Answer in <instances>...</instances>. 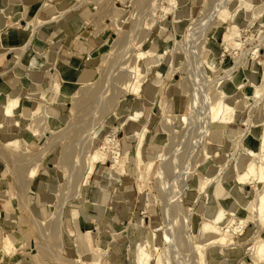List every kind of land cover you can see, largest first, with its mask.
<instances>
[{
	"label": "rangeland",
	"instance_id": "rangeland-1",
	"mask_svg": "<svg viewBox=\"0 0 264 264\" xmlns=\"http://www.w3.org/2000/svg\"><path fill=\"white\" fill-rule=\"evenodd\" d=\"M142 1L144 2L139 3L135 0H51V3L55 5L62 3L65 6L63 9V15L59 19L63 21L65 16H68L66 20L71 22L73 29L78 30V32H72L68 30V28L63 27L66 36L62 37L55 35L53 36L52 42L51 37L46 36L45 30L54 22L59 21V19L44 23L43 26L38 28L45 33V39L38 43V45L42 47L43 53L37 57L34 46L30 45L21 55L15 68H13L15 65L13 56L18 57L21 50H11L7 54L6 52L8 51L0 46V52L4 53V57L0 60V82L4 80L5 83L6 80H10L3 84V86H8L10 90L19 91V94L22 96L20 103L21 111L23 108L31 107L32 98L24 95V91L19 82H25V80L22 77L19 78L15 73L20 74L25 70L27 64L32 60L34 61L36 57L38 58L36 61L41 63L39 68L36 69V73H38L39 77L44 72L49 71L52 74L51 76L53 79L59 80L60 86L67 88L66 90L68 93L70 89L71 94L76 92L80 94L79 91L81 85L94 80L92 83L93 85L91 86L94 87V89H96L95 86L98 89L100 88V93H97V95L99 96L101 94L100 98H103L98 102L99 105L95 103V101L100 100L98 98L93 100L94 102L92 100L88 101V104L85 105H78V102L74 105V98L72 99L70 94V96L67 95L68 97H65V104L62 106L60 102H53L52 99L54 93L50 88V81L48 78L44 77L42 83L38 82L34 85L37 89V93L44 90L45 99L42 100L43 110L48 112L52 119H48V123H46L47 126L43 124L44 121L41 120L39 122L40 132L36 135H32L28 138L23 134V139L26 143H21L18 148L23 147L24 154L20 151L9 150L10 148H6L10 151L11 156H18V160L19 158L21 160L23 157L27 159L28 161L26 162L25 159L21 160L22 162L24 161L25 164L22 162L20 163V160L15 163L12 158H7L6 160L8 162L6 161V163L3 162V159L0 160V178L4 177L6 182V184L1 186L4 190L2 192L3 194L9 192L12 196L8 211L5 210L7 208L5 198L0 197L1 216L5 218L4 226L0 225V228L3 233L8 232L17 239V245H19L20 250L22 251V253L19 250L20 252L18 251L12 256H6V259H4L6 262L1 261L0 264H19L20 262V264H67L71 260L74 261L77 258V254H81L82 257L87 259H91V253L86 250V242L88 239L92 240L94 238L100 245L108 243L111 248V256H104L101 260V264H117L119 262V264H136L137 262L133 254L136 252V249L140 244L146 245V248L149 250L151 257L149 261L151 264H197L194 261L195 258H193V253L188 249L189 245L187 244L191 241L189 239L196 238V240L199 241L203 238L202 235L201 237L199 235L202 234L199 229L202 221L205 219L204 212L206 209H211L212 211L216 210L217 218H220V222L222 223L226 221L227 217L223 213L222 208L220 206L218 207L216 199L211 195L214 183L209 185L207 193H199L196 186L199 174L205 173L203 170L205 161H207L211 167L216 166V156L206 158L204 152L199 147L195 146L194 140H192L197 138L198 133H200L203 129L202 127L205 126V118H203V115L200 114L199 110L201 109L200 103L203 102V96L200 97V95H202L200 90H204L207 86L212 92L217 85L215 79L222 76L225 70L231 67L234 68L232 73L236 74L237 78L243 79L253 62L264 60V1L251 0V2H253L249 7L256 5L261 6L260 14L255 21H252L249 16L246 17L245 12L243 11H240L241 13L239 12L237 14L236 22L241 28V33L243 34L242 39H246V41L241 47L229 49L225 48L223 42L225 38L224 34L229 33V31L233 29L232 27H229L230 24H233L230 18H227L224 22L215 19L212 21L214 23L212 26L210 21H208L210 26L209 24L202 26L201 23L202 21L206 23V18L207 20H212L213 15L209 16V14L213 12L212 10H214L213 8L216 5L215 2H217V0H211V2L213 1L212 4L214 3L213 5L209 2L210 0L206 2V4L204 2L205 0H188L185 6L190 9V17L186 18L184 22L176 24V29L174 28V23L172 21V14H166L163 19L158 18L157 21L152 23V19L150 20L151 16L148 12V0ZM41 4L42 3H39L37 8ZM142 4L144 6H142ZM153 12V17L157 16L158 12ZM250 13L251 9L248 10L247 15H250ZM115 17L118 21L123 20L117 30L115 24L112 22ZM149 21L153 26L152 24H147ZM25 23L26 22L24 21L18 30L20 32L18 38L20 39L21 44L26 42L30 33V28H27L26 30L23 29ZM133 23L138 27L140 26L139 28L137 27L138 31L135 30L136 26L134 27L135 29L133 32L130 31ZM196 26H199V28ZM215 26H217V28ZM188 29H190L189 32H192L194 29L196 32L193 33L195 35H193V33L189 34ZM128 30L131 32L130 34ZM126 32H128L131 43L130 45H132V47H136L137 49L147 48L150 51V54L145 60L154 59L156 57L155 54L158 52L165 50L166 53L164 59L147 70V73L142 76L141 89L137 93L126 94L124 96V98L128 99L131 104L136 102L143 103V114L139 120L136 122L129 121L128 123L123 124V126H120V122L126 116L124 108L127 102V100H123L122 97L118 103L119 107L117 113L112 115L110 120L108 119L109 123L108 126H106L102 123V119H104L105 116H109V113L112 112L114 107V99L110 101L109 98L112 96L117 98L119 96L118 90L116 91L114 89V93L116 92V94L111 93L113 91H111V88L108 86L109 84L106 82V78H110V76L112 77L117 70L118 72L116 74L118 75L120 71V69H116L115 66H122L123 59L119 64H116V60L119 59H114L117 47L116 38ZM141 35L145 36V41L143 38V42L141 41L138 43L137 41L141 38ZM62 38L64 39L62 40ZM260 40L263 42L258 55L253 59H250L248 56L249 49L255 44H258ZM133 42L137 46H135ZM48 43L49 45H47ZM202 45L204 46L203 50L199 53L197 50ZM188 47L192 49V52ZM240 48L242 50H240ZM128 51L126 53L129 55L127 56V54H124V59H126V57L129 58L131 55L132 51ZM172 51V61L176 66V69L174 73L171 74L169 71V62L171 60ZM193 52L194 56L192 55ZM32 53H34L33 56ZM103 55H107L106 60L102 62V68H104L105 71L99 75L98 69ZM63 56L65 59H69L70 63H72V60L75 64L79 61L78 69L67 68L64 70L68 65L60 60ZM204 58H206L208 62H217L216 70L211 74V77L213 78L212 81L208 80L206 77V79H202L203 76L199 73H197V76L195 74L197 72L196 68L201 64V59L203 60ZM129 60L131 59L129 58L126 63L124 60L123 64L126 68L123 67L125 69H127V66L130 64ZM110 64L116 65H113L112 67ZM224 66H226V68H223ZM262 68L263 66L261 64L258 65V70L256 72L258 76L261 74ZM108 69H110L111 73ZM87 70L90 71L91 75H83ZM78 72L81 73L80 78H77ZM65 74H69L67 79L64 77ZM195 76L197 79L194 78ZM258 76L256 78H259ZM95 79H97L98 83H94ZM157 80L158 83L156 82ZM68 81H71L70 86ZM110 85L113 88L115 81L111 80ZM153 85H156L157 87H154ZM192 87L195 89L199 88L200 93L198 89L195 90ZM192 90L197 91L196 93L198 95L200 94L199 98L202 102H197L199 100V98H197L198 95L193 93L194 91L192 92ZM248 92L250 93L251 89H249ZM193 96L198 100H195ZM1 98L5 100L3 90H0V99ZM103 100H106V104ZM189 100H192V104L195 103V106L191 104L192 107H194V110L192 107L191 110L189 109ZM100 102L104 103L105 106H101ZM95 106L99 109L95 110ZM83 107L85 109H83ZM90 110L93 111L89 112ZM243 111L246 113L242 112L240 119L232 124L234 126V131L232 133L235 135L238 130H242V133L246 132L248 126L245 124V120L248 119L249 113L251 114L252 119L256 121V133H262L264 127V98L263 100L261 99V101H258L255 105H252V107L243 109ZM26 112L27 111H25V114ZM164 113L176 116V119H179V116L184 114L190 118L187 123H177V126L175 124L170 126L168 123L167 129L168 127L174 128L173 132L168 133L169 131H166L165 129ZM23 120L24 119L21 121L23 122ZM27 123H29V120L25 121L23 124L27 125ZM129 123H133L132 125L134 128H137L138 125L142 124L147 125L145 140L141 147V156L145 163H147L146 161H148L149 157L154 155L155 152H165L166 160L161 161V163L170 161L171 166L169 167H171V169H168L170 172L168 176H171V179H165L163 188L158 186L157 179L154 178V176H149L150 178H146L145 180L142 179L144 174L141 172L144 170L145 165H140V174L136 172L139 169H136L135 162L133 161L136 137L132 131L126 132L125 128ZM112 125L118 127L116 137L119 141L120 159L116 164V170L118 171L119 181L114 188L110 190L106 189V191L108 190L107 193L105 191V185L107 182L106 179L108 178L105 174L107 168L111 167L113 162L112 160H107L105 164L97 163L93 174L89 178L87 186L81 188V192L85 199L83 201H79L78 198L70 199L71 196L74 195V185L76 180L74 181L73 179L71 181L72 186L68 181L67 173L64 174L62 168H60L59 161L62 154L70 152V156H74L72 157L74 158V161L79 160L78 153L83 154L90 142L88 136H86L87 132L89 134V132L92 131H90V129L94 126L96 127L92 134L94 136L92 143L93 146H97L102 142L103 136L109 133ZM199 125L201 127H199ZM82 134L83 137L81 138ZM168 134L173 135L170 136ZM78 136L80 138H77ZM245 136L246 135H244V137ZM3 140L4 139H1V141ZM250 140L252 141L253 146L257 147V138H251ZM230 144H235V140L231 141ZM167 147H169L168 149L169 152L171 151L170 153L166 152V150H168L166 149ZM192 147H194V150ZM224 151L225 146L220 148V155L224 153ZM185 152H187V154ZM171 153L173 155L175 154L174 159L176 160L173 159ZM38 155H40V157ZM75 155L78 156V158ZM35 156H37V158ZM237 156H240V151H236L230 159L229 165H231V167L234 163L233 161L238 158ZM171 157L172 159H169ZM8 159H10V161ZM159 161L160 160L156 161L154 168L162 165ZM34 162L36 165L35 169H32V171H34L31 174L30 166L34 165ZM173 162H176V165H173ZM180 162H182L185 167L182 163L181 166ZM18 163L23 164V166L26 165L24 167L25 169H20V164L17 167L16 164ZM9 165L10 168H8ZM219 166L221 167V165ZM185 169L186 171H189L186 172ZM168 170L164 172L166 175ZM171 170L175 173L173 174ZM23 172L27 174L26 180L29 179V182L26 187L22 186L23 188L19 189L21 186H16L18 184L14 179V174H21ZM101 172L105 174L103 175ZM233 173L234 172L231 169L227 178L231 177ZM174 175L175 177H173ZM64 184L65 186H62ZM217 185L218 184H216V186ZM250 186L251 185H245V190L251 191ZM229 188L230 185H227L226 190H228V192ZM21 191L24 192L27 206L22 205L19 200H17L18 193ZM56 193L58 194L56 197L51 196ZM48 196L51 197V202L47 201L48 199H45V197ZM103 196H107V201L105 203L102 202ZM232 197L227 193L223 195L224 202L226 201V208L231 205L233 201ZM250 198H252V192L249 195H244L241 198V202L243 203L248 199L250 202ZM62 200L65 202L62 207H60L61 219H63L61 220L62 225L60 228L62 232L60 231V236H57L58 234L55 233V228L53 229L50 223H52L51 216L56 205H60ZM48 202H50V205ZM81 204H86L88 206L86 212L92 216L93 221L82 217ZM33 207L38 209L39 214L32 210ZM235 207H237V205H235ZM240 212L242 216L249 219V222L241 232L233 234L235 236L236 244L238 245L230 244L229 255H227L228 259L225 264H237L239 261H246V264H249L250 259L243 249L249 246L251 242L250 237H252L256 231L264 236V227L259 228L258 225L256 226V224L253 223V220L251 219L253 215L250 213V209H240ZM32 220L38 221L37 224L35 225ZM41 221H45V224H42ZM178 224H180V226ZM46 228H52L50 229L52 233ZM176 228L182 232V237L184 234L183 240L182 242H178L177 239H175L174 243H169L172 232H177ZM37 229L40 230V233ZM78 235L81 238H79ZM155 246H157L156 249L154 248ZM24 250L29 252L28 258H24ZM57 250H62L61 253H59L60 256L55 255ZM218 251V247H215L214 245L207 250V256L212 258L215 256L216 258H219ZM1 254L2 252L0 250V255ZM218 258L217 262L214 261V264L220 263L218 262Z\"/></svg>",
	"mask_w": 264,
	"mask_h": 264
},
{
	"label": "bare ground",
	"instance_id": "bare-ground-1",
	"mask_svg": "<svg viewBox=\"0 0 264 264\" xmlns=\"http://www.w3.org/2000/svg\"><path fill=\"white\" fill-rule=\"evenodd\" d=\"M81 1H84V0H81ZM135 1L139 2V3L144 2L142 0H138V1L135 0ZM187 1L188 0H148V2H147L148 3V12H149V15L151 16L150 20L152 19L151 22L154 23L155 21L158 20V18L163 19L166 14H172V21L174 23V28L176 29V24L184 22L186 20V18L190 17V11H189L190 9L186 8V6H185ZM208 1L209 0H205L204 1L205 4ZM214 1H216V0H214ZM209 2H211V0ZM212 2H211V4H212ZM252 2H251V0H217V2H215L216 5L213 8L214 10H212L213 12H211V14H209V16L213 15L212 20H210V19L207 20V18H206L205 19L206 23H204L203 21L202 22L200 21V22L202 23V26H205V25L209 24L208 21H210V24L212 26V25H214V23L212 21L215 19L224 22L227 18H230V20L233 24H230L229 27H232L233 29L231 31H229V33L224 34L225 38H224L223 43H224L226 49L241 47L244 44V42L246 41V39H242L243 34L241 33L242 32L241 28L238 26V23L236 22V16L240 11H243V12H245L246 17L249 16L252 21H255V19L260 14L261 6L256 5L253 7H249V5H252ZM202 3H203V1H202ZM18 4H20V3H18ZM145 4H146V2H145ZM142 6H144V5L142 4ZM146 6H147V4H146ZM15 7H16V5H14V4L12 7H4V6L0 7L1 13H3V17H2V20L0 22L1 23L0 26L5 24L4 19H6L9 15H12L13 11L15 10ZM64 8H65V6L62 3H58L55 5V4L51 3V0H43L42 4L37 8V12H35L34 14H31V17L27 18L25 27L23 26L24 30H26L27 28H30V33L28 35L26 42L22 46H20L19 48L9 47L10 50H15V49L21 50V52L19 53L20 55L18 57L14 58L15 65L13 68H15L17 66L18 61L21 58V55L25 52V50H27V48L30 45L34 46V50L37 53V57L43 53V49L40 45H38V43H40L41 41H43L45 39V35H44L45 33L43 30L41 31L38 28L40 26H43L44 23L56 21L59 18H61L63 15V9ZM141 8H143V7H141ZM249 9H251V13H250V15H247V12ZM141 11H142V9H141ZM153 11L158 12V14L156 13L157 16L153 17L154 16ZM197 17H198V15H197ZM205 17H207V16H205ZM67 18H68V16H65L64 19H67ZM20 21H21V19H20ZM192 21H193V19H192ZM112 22H113V24H115V26H116L115 28L117 30V29H119L118 27H120L121 22H123V20L118 21L117 18L115 17V18H113ZM151 22L149 21L147 24L150 25V24H152ZM147 24H145V25H147ZM196 24H193V25H196ZM210 24H209V26H210ZM135 26H136V29L134 28ZM152 26H153V24H152ZM137 27L138 26L135 23H133L132 29L130 31L133 32L134 29L137 30ZM196 27L199 28V26H196ZM215 27L217 28V26H215ZM142 29H141V31H142ZM189 31H190V29H188V32ZM5 32H7V31H5ZM128 32H129V30H128ZM128 32H126V33L122 34L121 36H118V38H116L117 47H116L114 59L115 60L119 59V60H116V64L121 63L120 61L123 59L122 66L121 65L120 66L117 65L118 67L115 66L116 69H120V71H119L118 75L116 74L118 72V70H117V72H115L114 75L116 77L114 75H112V77H111L110 76L111 74H110L109 75L110 78L109 77H107L108 79L106 78V82H108V84H109L108 86L111 88V91H113L111 93L116 94V92L114 93V89L116 91L118 90V93H119L118 97L115 96L117 98H114L113 96L109 98L110 101L112 99H114V107H113L112 112L109 113L110 117L105 116V118L103 117L104 119H102V123H104L106 126H108L109 120H110V118H112V115H115L117 113V110L119 107L118 103L120 102V99L122 97H123V100L125 99V100H127V102H126L125 108H124V112H126V116L120 122V124H121L120 126H123V124H126L129 121H132V122L135 121L136 122L139 120V118L143 114V109H144L143 103L136 102V103L131 104L128 99L124 98V96L126 94L137 93L141 89V78H142V76L147 73V70L154 67L155 65H157V63H159V61L164 59V56L166 53L164 50V51L156 53L155 54L156 57L154 59L145 60V58L150 54V51L147 48L146 49H140V48L137 49L136 47L135 48L132 47V45H130L131 43L129 40L130 37L128 35ZM193 32L195 33L196 31L193 29L192 32H189V34L193 33ZM130 33L131 32H129V34ZM194 33H193V35H195ZM203 37H205V36H203ZM143 38L145 41V36L141 35V38L138 39L137 42L138 43L141 42L143 40ZM197 39H198V37H197ZM2 41H3V38L1 37V34H0V46H3ZM262 42L263 41L260 40V42L258 44H255V45L253 44L254 46L251 49H249L250 51H249L248 56L250 59H253L254 57H256V55H258L259 50L262 47ZM134 44H133V46H134ZM189 45H190V43H189ZM135 46H137V45L135 44ZM203 47H204L203 45L200 46L197 51L200 53L203 50ZM130 50L132 52H131V55L129 56V58L131 59V60H129L130 64L128 63L129 68L127 66V69H125L126 67L123 64L124 60L126 63V62H128L127 60L129 58L126 57L127 60L124 58H125L126 54H127V56L129 55L126 52L127 51L130 52ZM189 50H191V52H192L191 48H189ZM240 50H242V49L240 48ZM197 51H196V53H197ZM206 54H207V52H206ZM172 55H173V51L171 52V60L169 62V71L171 72V74L174 73V71L176 69V66L173 64V61H172ZM192 55L194 56V52L192 53ZM244 55H245V53H244ZM263 55H264V53H263ZM106 56L107 55L102 56L101 63L99 64V69L96 66V68L99 70V73H98L99 75H101L103 73V71H105L104 68H102V62H104L106 60ZM37 57L34 60L35 62L33 60L30 61L27 64L25 70H23L20 74L15 73L19 78L22 77L25 80V82L21 81V82H19V84L21 85V87L24 91V95L30 96L32 98L31 107L30 108H23L21 111V104L20 103H21V97L22 96L19 94V91L8 90V89L6 90L5 89V91L3 90L4 95H5V100L2 98L0 99V160L3 159V162H5V163L7 161L6 160L7 158H12V160L15 161V163L20 160V158L18 160V156H16V155L11 156L9 150L20 151L22 154H24V152H23L24 148L23 147L18 148V147H20L21 143H26V141L23 139V134H25L28 138H30L32 135H36L37 133L40 132L39 122L42 120V121H44L43 124H45L47 126L46 123H48V119L49 120L52 119L50 114L43 110L42 100L45 99L44 90L40 93H37V89L35 88L34 85H36L38 82L42 83L44 77L48 78V80L50 81V88L52 89V91L54 93V97L52 100L54 103L60 102L62 106H64V104H65V97H68L67 95L70 96V94H71L70 89H69V93H68L66 90L67 88L64 86H60L59 80L53 79V77L51 76L52 74L49 71L44 72L39 77L38 73H36V69L39 68L41 63L36 61V60H38ZM256 59H254V60H256ZM200 62H201V64L199 65L200 67L198 66L196 68V71H197L195 73L196 76H197V73H199L203 76L202 79L208 78V80L212 81L213 78L211 77V74L213 72H215L216 67H217V62H208L206 58H204L203 60L201 59ZM116 64H113V65H116ZM260 64L263 66V68H262L261 74L258 76L256 74V72L258 70V65H260ZM113 65L110 64V66H112V67H113ZM119 67H121V68H119ZM223 68H226V66H224ZM110 69H108V71H110ZM233 69H234L233 67L226 69L222 76L217 77L215 79L217 85L212 92L209 90V88H207V86L204 88V90H200L199 88H197L198 91L199 90L201 91L202 95H200V94L199 95H200V97L203 96V98H202L203 102H202V100H200L199 95L196 93L197 91H195L197 89L192 87L195 89V90H192V92L194 91L193 93H196L198 95L197 98H199V100L196 98L198 100L197 102H202V103H200L201 109H199V110H200V114H202L203 118H205V126L203 123V126H204V127H202L203 129L202 130L200 129L201 131H200V133H198L197 138L196 139L194 138L192 140H194L195 146L199 147L204 152V155L206 158H209L211 156H216V160H215L216 166H214L215 168L211 167L208 164V162L205 161L204 166H203V170L205 171V173L199 174V177L197 179V184H196L197 190L199 193H201V192L207 193V189H208L209 185L214 183V188L211 191V195L214 197V199H216V201L218 203V207L220 206L222 208L223 213L227 217L226 221L221 223L220 218L219 217L217 218L216 210L212 211L211 209H206V211L204 212V218L205 219L202 221L200 229H199V231L202 232V234H199V235H200V237L202 235L203 238H201V240H199V241L196 240V238L189 239L191 241H189V244H187V245H189L188 249H190L191 252L193 253V258H195L194 261L197 264H214V261L217 262L218 257L216 258L215 256H213V258H212V257L207 256V250L214 245H215V247L217 246L219 249V251H218V255H219L218 262H220L219 264H225L226 260L228 259L227 255H229L228 253H229V249H230V247H229L230 244H236L235 236L233 234L237 233V232H241L243 230V228L246 226V224L249 222L248 218H245L244 216L241 215L240 209L241 210H246L247 208L250 209V213L253 215L251 217V219L253 220V223H255L256 226L258 225L259 228L264 227V127H263V132L262 133L260 132L261 134L256 133V129H255L257 126L256 121L252 119L251 114L248 111V113H249V114L247 113L248 119L245 120V124L248 126L246 129V132L242 133V130H238V131H236L235 135L232 133L234 131L233 130L234 126L232 124L240 119L241 113L245 112V111H243V109H246L247 107L248 108L252 107V105H255L258 101H261V99L263 100V98H264V60H259L257 62H253L251 64L250 68L247 70L246 76L243 79L237 78L236 74L232 73ZM13 71H14V69H13ZM110 73H111V71H110ZM112 73H113V71H112ZM89 74L91 75L90 71L87 70L85 72V74H83V75H89ZM80 76L77 78H80ZM196 76L194 77L195 79H197ZM257 76L259 78H256ZM97 78H98V76H97ZM101 80H100V82H101ZM111 80L115 81V85L113 86V88L110 85ZM93 81H91V82L88 81V82L82 84L83 86L81 85V89L79 91L80 94L78 92L71 94L70 97L72 99L74 98L73 99L74 105H75V103L77 104V102H78V105H85V104H88L87 103L88 101L96 100V98L100 99L98 101H95V103L98 104V102L103 99V98H100L101 94L99 96L97 95V93H100L99 92L100 88L98 89L95 86L96 89H94V87L91 86V85H93L92 84ZM156 82L158 83V80ZM24 83H26V84H24ZM68 83L70 86L71 81H68ZM94 83H98L97 79H95ZM206 85H208V84H206ZM246 85H248V86H246ZM153 86L155 87L156 85H153ZM21 87H20V89H21ZM247 87H249V88H247ZM249 89H251V92H250L251 95L248 92ZM200 91H199V93H200ZM194 96H193V98H194ZM193 98H190V99H193ZM191 101L192 100H189L190 105L188 104L190 110H191L192 105L195 106V103L192 104ZM102 102H100L101 106H105L104 103L106 104V100L104 101V103H102ZM107 105H108V103H107ZM112 105H113V103H112ZM83 109H85V108L83 107ZM91 109H93V108H91ZM96 109H99V108L96 107L95 110ZM192 109L194 110V107H192ZM195 109H197V108H195ZM25 111H27L26 114H25ZM92 111L90 110L89 112H92ZM194 116H192V117H194ZM189 118L190 117H187L186 114H184V115L179 116V119L178 118L176 119V116H171V115L164 113V124L166 125V128H165L166 131H169L168 133H171L174 130L173 127H170V128L168 127V129H167L168 123L170 124V126L172 124L176 125L177 123H180V124L187 123ZM22 119H24L23 122L21 121ZM28 120H29V123H27V125L23 124L25 121H28ZM21 122H22V124H21ZM82 123H84V122H82ZM132 124L133 123H129L127 125V127L125 128V130H126V132L132 131L136 137V145H135V151H134V157H133V161L135 162L136 169L139 168L136 172L138 174H140V171H141L140 165L141 164L145 165L144 170H142V172H141L144 174L142 179L145 180L146 178L148 179L151 176H154V178L157 179L158 186L163 188L165 179L167 180L171 177V176L170 177L168 176L170 173L169 170L171 169V167H169V166H171L170 161L161 163V161L166 160L165 152H163V153L162 152H155L154 155H151L149 157V160L146 161L147 163H145V161H143L142 156H141V147L143 145V141L145 140V135L147 132V125L142 124V125H138L137 128H134ZM184 126H185V124H184ZM199 127H201V126L199 125ZM117 128L118 127H115L112 125L111 129L109 130V133H107L103 136L102 142L97 146H93V143H92V139L94 138V136L92 134L94 133L96 127L94 126L93 128H91L90 131L91 130L92 131L89 132V134L87 132V135H86V136H88V138L90 140L87 149L84 150L83 154L78 153L79 158H78V156L75 155L79 160L74 161V158H72L74 156L73 155L70 156V152H68L67 149H66V151L68 153L62 152L63 154H62L60 161H59L60 168H62V171L64 174L67 173L68 181L70 183L73 179H74V181L76 180L75 185H74V187H75L74 195L71 196L70 199L78 198L79 201L80 200L83 201L85 199V197L83 196V194L81 192V188L83 186H87L89 178L93 174L97 163L98 164L99 163L105 164L107 160H110V161L112 160V162H113L111 167L107 168L106 174L101 172V173H103V175L105 174V176L108 178V179H106L107 182L105 185V191H106V189L110 190V189L114 188L116 183L119 181L118 171L116 170V164L120 159L119 158V155H120L119 141L116 137ZM190 133H192V132H190ZM168 135H170V134H168ZM172 135H170V136H172ZM244 135H246V136L244 137ZM82 137H83V134L81 135V138ZM232 137H233V139H232ZM77 138H80V137L78 136ZM251 138H253V139L257 138V140H258L257 147L253 146L252 141L250 140ZM1 139H4V140L1 141ZM230 139H231V141L235 140V144H230V142H231ZM189 140H190V138H189ZM76 141H78V140H76ZM78 142H80V141H78ZM91 144H92V146H91ZM223 146H225V151H224V153H222L220 155L219 150ZM6 148H8V149L10 148V149L8 150ZM168 148L169 147H167L166 149H168ZM192 148L194 150V147H192ZM164 150H165V148H164ZM236 151H240V156L239 157L237 156L238 158L235 161H233L234 163L232 164V167H231V165H229V162H230V159L233 157V155ZM166 152L170 153L171 151L169 152V149H168V150H166ZM187 152H185V153L187 154ZM174 155H173V159H174ZM38 156L40 157V155H38ZM35 157L37 158V156H35ZM194 157H195V155H194ZM175 158H176V156H175ZM4 159H5V161H4ZM22 159H25V158L23 157V158H21V160ZM169 159H172V157ZM178 159H179V157H178ZM8 160L10 161V159H8ZM21 160H20V163L22 162ZM157 160H160L159 162L162 165L157 167V168H154ZM174 160H176V159H174ZM26 161H28V160L25 159V162ZM20 163L16 164L17 167ZM22 163H24V161ZM175 163L176 162H173V165ZM181 163L182 162H180V165L182 166L183 163L182 164ZM33 164L34 165L30 166V168H31L30 173L31 174L34 171V170L32 171V169H35L36 163L34 162ZM177 164H178V162H177ZM191 164H192V162H191ZM21 165L23 166V164H20V166ZM200 165H201V163H200ZM219 165H221V167ZM20 166H19L20 169H25L24 167L26 165L23 167L22 166L20 167ZM183 166H184V164H183ZM8 168H10V165ZM231 169L233 170L234 173L231 177L227 178ZM167 170H168V172L166 175L164 172H166ZM22 171H24V170H22ZM172 171L173 170H171V172ZM185 171H186V169H185ZM188 171H186V172H188ZM215 171H217V172H215ZM14 175H15L14 179H15L16 183L18 184L16 186H19V185L21 186V188L19 187V189H22L24 186L26 187L28 185L29 179L26 180V175H27L26 173L23 172L21 174H14ZM173 177H175V175ZM184 182H185V180H184ZM4 184H6L5 178L1 177L0 178V197L5 198L6 203H7V208L5 210L8 211V208H9L10 203H11L10 200L12 199V196L9 192H7L6 194H3L2 191H4V190L1 186ZM204 184H206V185H204ZM216 184H218V185L216 186ZM71 185H72V183H71ZM227 185H230L229 192H228V190H226ZM245 185H251L250 186L251 191L245 190V188H244ZM62 186H65V184ZM71 189H72V187H71ZM15 190H16V188H15ZM108 190L106 191L107 193H108ZM251 192H252V198H250V202L248 199L247 201L242 203L241 198L246 194H248V195L251 194ZM226 193L228 195L230 194L231 197L233 196L232 197L233 201L228 208H226V205H225L226 201L224 202V198H223V195ZM56 195H58V194L56 193V194H53L51 196L56 197ZM17 198H18L17 200H19V202L22 205L27 206L26 200H25V195H24L23 191L18 193ZM49 198H47L48 199L47 201L51 202L52 201L51 197H49ZM106 201H107V196H103L102 202L105 203ZM50 202H48L49 205H50ZM64 203H65L64 200H62V202H60V205H56L55 210L51 216L52 223H50V225H52L53 229L55 228V230H56L55 233L58 234L57 236H60V234H61L60 233V231H61L60 228L62 225L61 220H63V219H61L62 216H61L60 207H62V205ZM235 205H237V207H235ZM87 207L88 206L86 204H84V205L81 204L82 216L85 219L93 221L92 216L86 212ZM4 219L5 218H3L1 216V211H0V225L1 226H4V224H5ZM33 222L36 225L38 221H33ZM41 223L45 224V221H41ZM178 225L180 226V224H178ZM52 228H50V229H52ZM37 231H39V233H40V230L37 229ZM176 231L177 232H174V231L172 232V234L170 236L171 239H169V243H174L175 239H177L178 242H182L184 234L182 237V235H181L182 232L177 230V228H176ZM259 231H261V230H259ZM50 232H51V230H50ZM54 235H56V234H54ZM51 236H52V234H51ZM250 238H251V242H250L249 246L247 248L243 249L244 252L248 255V258L250 259L249 264H264V236H262L259 232L256 231V233ZM185 239H186V237H185ZM17 242H18L17 239L13 235H11L8 232L3 233L1 231V228H0V250L2 252V254L0 255V262L5 261L4 259H6L5 258L6 256H12L20 250V247H19V245H17ZM244 242H242V243H244ZM183 243H184V241H183ZM186 243H187V241H186ZM86 244H87L86 250L91 253V259H87L85 257H82L81 254H77V258L74 260L75 262L72 260L71 261L68 260L69 262L68 263L65 262V263H67V264H101V260L104 256H108V257L111 256V248L108 245V243H105V244L103 243L100 245L99 242H97V240L94 238L92 240L88 239ZM236 245H238V244H236ZM154 248L156 249L157 246H155ZM61 251L62 250H59V251L57 250V252H55V255L60 256L59 253H61ZM21 253H22V251H21ZM23 254H24V258H28L29 252L27 250H24ZM133 255L135 256V259L137 262L136 264H151L149 261V259L151 258L150 253H149V250L146 248V245L140 244L137 247L136 252ZM119 263H117V264H119ZM237 264H246V261H239Z\"/></svg>",
	"mask_w": 264,
	"mask_h": 264
},
{
	"label": "crops",
	"instance_id": "crops-1",
	"mask_svg": "<svg viewBox=\"0 0 264 264\" xmlns=\"http://www.w3.org/2000/svg\"><path fill=\"white\" fill-rule=\"evenodd\" d=\"M42 1L43 0H0V7L1 6L12 7L13 4L16 5L15 10L13 11L12 15H9L10 17L8 16L6 19H4L5 24L0 26V34H1V37L3 38V41H2L3 46L2 47H4L6 49V51H8V52H6L7 54L11 51L9 49V47L19 48L21 45H23L25 43L24 42L23 44H21V41L18 38L19 34H20V32L18 31L19 27L22 25V23L24 21L26 22L27 18L31 17V14H34L35 12H37V5L39 3H42ZM18 3H20V4H18ZM2 17H3V13H1V8H0V22L2 20ZM20 19H21V21H20ZM0 25H1V23H0ZM63 27L68 28V30H70L72 32H78V30L73 29V25L71 22L67 21L66 19H63V21H61L59 19V21L54 22L50 27L46 28V30H45L46 36L51 37L52 42H53V36H55V35L56 36H62V37L66 36ZM5 31H7V32H5ZM63 39L64 38H62V40ZM47 45H49V43ZM45 50H47V49H45ZM33 55H34V53H32V56ZM2 57H4V53L0 52V60L2 59ZM15 57L16 56H13V58H15ZM41 57H43V56H41ZM43 58H45V57H43ZM60 60L68 65V67H65L64 70L67 68L68 69L74 68L75 70H77L78 69L77 67L79 66V63H80L78 61V63H76L77 65H76L73 60H72V63H70V60L65 59L64 56L62 58H60ZM80 75H81V73L78 72L77 77H79ZM64 77L67 79L69 77V74H65ZM9 81L6 80V82H9ZM5 83H4V80H2L0 82V90H4V91H5V89L10 90V88H8V86H5V87L3 86V84H5ZM47 198H49V196L45 197V199H47ZM32 210L35 213L39 214V211L37 208L33 207ZM79 238H81V237L79 236Z\"/></svg>",
	"mask_w": 264,
	"mask_h": 264
}]
</instances>
